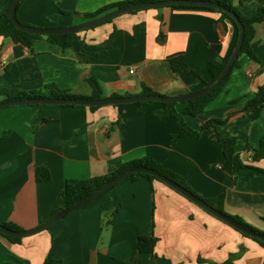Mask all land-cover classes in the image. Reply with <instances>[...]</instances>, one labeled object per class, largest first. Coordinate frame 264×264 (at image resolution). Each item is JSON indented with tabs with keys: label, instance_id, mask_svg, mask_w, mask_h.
Listing matches in <instances>:
<instances>
[{
	"label": "crops",
	"instance_id": "1",
	"mask_svg": "<svg viewBox=\"0 0 264 264\" xmlns=\"http://www.w3.org/2000/svg\"><path fill=\"white\" fill-rule=\"evenodd\" d=\"M125 1L133 0H25L17 17L34 27H68L83 22L69 13H93ZM232 1L246 17L264 6V0ZM5 2L0 0V26ZM236 40L235 24L221 13L165 7L123 14L81 31L64 51L46 38L35 40L30 51L0 37V92H41L54 85L90 97L88 80L95 78L104 98L139 96L144 85L162 96H182L203 89L210 81L209 60L227 62ZM251 46L257 60L243 56L224 92L197 117H185L196 131L208 120L224 121L210 135L174 142L176 119L159 118L162 105L156 103L1 110L0 223L34 229L65 208L60 197L65 182L102 177L150 157L184 177L201 197L225 195L227 213L264 231V174L235 178L225 172L218 140L235 137L236 152L251 160L247 146L258 147L264 135V109L254 119L246 107L264 85V22L255 25ZM177 56L185 57L189 70L173 72L169 60ZM255 165L264 169V160ZM40 167L49 170L50 180H36ZM141 236L157 238L152 254L139 252ZM48 257L53 264H222L231 257L234 264H264V247L169 186L127 178L19 243L0 235V264H45Z\"/></svg>",
	"mask_w": 264,
	"mask_h": 264
},
{
	"label": "trees",
	"instance_id": "2",
	"mask_svg": "<svg viewBox=\"0 0 264 264\" xmlns=\"http://www.w3.org/2000/svg\"><path fill=\"white\" fill-rule=\"evenodd\" d=\"M14 0H6L5 2V10L1 14V26H0V37H8L11 38L15 43L21 44L28 48L30 51H32L33 42L37 39L46 38L50 43L57 45L61 48V50H66L72 46L73 41L77 37V33H69V34H57V35H48L43 36L39 34H31L24 32L20 29H18L12 22L10 11H11V5ZM157 1H165V0H133V1H125V2H119L114 3L108 6H105L96 12L93 13H79V12H72L69 13L70 15L79 18L82 21L90 20L92 18L101 16L105 13H108L116 8L124 7L131 4L136 3H146V2H157ZM189 1H209L214 2L221 7L231 11L235 14V16L238 18V20L244 25L245 28V36H244V42L242 45V48L240 50L239 56L236 59L232 69L226 76V78L223 80V82L212 92L207 93L203 96L191 99L189 101H185L182 103H159V102H139L135 103L140 108H143L149 104H160L162 105V109L157 112V116L159 118L162 117H173L176 119L177 122V131L173 135V141L176 142L177 140L183 138V137H200L203 132L210 135L219 125L223 124L224 121L221 120H208L206 121L201 131H196L192 129L185 121L186 116H193L197 117L200 115L207 105L215 100L220 94H222L225 90L226 85L228 84L231 74L233 70L240 66V60L243 56H248L249 58L253 60H257V57L252 49L251 43L255 36V25L264 22V6H261L255 15L252 17H246L240 10L238 6H236L232 0H189ZM24 1H22L17 8V12ZM165 8H187V9H206L211 12L221 13L227 17H229L233 23L235 24V27L237 29V40L235 42L234 48L236 47L238 36H239V27L237 22L226 12L222 10H218L216 8L212 7H205V6H197V5H172ZM139 11H134L132 13H136ZM111 20L107 21L110 22ZM27 25V24H24ZM31 26V25H28ZM97 27V26H96ZM95 28V27H93ZM90 28V29H93ZM165 38L161 34L159 37L160 42H164ZM233 52V51H232ZM227 62H223L218 59H211L209 60V74H210V81L204 82V87L210 86L214 81L219 77V75L222 73L224 67L226 66ZM169 64L171 66V69L174 73H180L186 70H189V66L185 60L184 56H177L169 60ZM190 73L197 77L198 79H201L200 72L198 70L190 69ZM88 83L90 84L93 94L90 97H83V96H77L72 94L70 91L61 90L58 87L54 85H49L45 88L44 91L41 92H23V91H2L0 92V97L2 98L1 102H7L12 100H19V99H91V100H100L104 99L103 97V91L101 88V85L99 81L95 78H90L88 80ZM203 87V88H204ZM153 96V95H159L156 92H154L151 88L147 86H143L141 95L139 96ZM111 98H119L118 95H113ZM178 104H184L185 108L182 111H178L176 109ZM63 107H72V105H65ZM247 108L253 109V118L258 119L261 115L262 110L264 109V85L260 86L253 97H251L247 104ZM99 107H89L91 110L98 109ZM119 122H115L111 129H113L115 126H117ZM218 140L221 144V147L223 149L224 154V162L221 166V168L230 174L231 176L238 178V177H248L255 175L257 173H263L264 169L256 166V163H259L260 161L264 160V135L261 138L260 144L258 147H254L252 145H248L247 149L248 151H252L253 157L251 160L249 159H243L242 156L236 152V143L237 139L235 137H218ZM134 168H148L154 171H157L161 175L167 177L168 179L172 180L173 182L179 184L189 192L193 193L195 196L201 198L204 200L207 204H209L213 209H215L217 212L222 214L223 216L235 221L242 227L251 230L261 236H264V231H261L247 222H245L242 218L239 216H234L229 213H227L224 209L225 206V195H219L214 198H203L199 194H197L187 183L186 179L184 177L179 176L175 172L165 168L161 163L154 160L153 158L146 157L138 160H134L128 163L123 164L118 170L102 176V177H95L87 180H82L79 183L71 184L69 182H65L62 186L60 197L63 199L64 207H70L87 197H89L91 194L96 192L98 189H100L103 185L114 179L115 177L131 170ZM51 174L47 168L40 167L36 170V180L38 182L47 181L50 180ZM128 179H131L132 181H137L139 179H146L150 182H161L154 176L147 174V173H134L132 174ZM165 184V183H163ZM166 185V184H165ZM168 186V185H167ZM170 187V186H169ZM171 188V187H170ZM173 189V188H171ZM175 190V189H173ZM176 191V190H175ZM108 192V191H107ZM179 193L178 191H176ZM182 195L181 193H179ZM184 196V195H182ZM185 197V196H184ZM187 198V197H185ZM188 199V198H187ZM191 201L190 199H188ZM193 202V201H191ZM194 203V202H193ZM203 209V208H202ZM62 210V209H61ZM61 210H57L53 213V215L57 214ZM208 214L212 215L205 209H203ZM214 216V215H212ZM215 217V216H214ZM220 221L226 223L222 219L216 217ZM111 221H107V225H109ZM229 225L228 223H226ZM5 227L14 230V231H23L21 228L14 224L10 223H2ZM231 226V225H229ZM232 227V226H231ZM234 228V227H232ZM235 229V228H234ZM243 236L250 238L254 241H256L258 244H260L262 247H264V241L257 239L255 237L248 236L241 231L235 229ZM0 235L8 238L11 242L19 243L21 242L22 238L19 237H12L9 235H6L0 231ZM157 243V238L155 237H148V236H141L138 240V249L140 253H148L152 254L154 252L155 245ZM233 258L231 257L229 260L222 264H234ZM45 264H53V260L51 257H48L45 261Z\"/></svg>",
	"mask_w": 264,
	"mask_h": 264
},
{
	"label": "water",
	"instance_id": "3",
	"mask_svg": "<svg viewBox=\"0 0 264 264\" xmlns=\"http://www.w3.org/2000/svg\"><path fill=\"white\" fill-rule=\"evenodd\" d=\"M25 0H14L11 5V11L10 16L13 24L20 30L31 33V34H39L43 36L48 35H57V34H69V33H77L84 30H88L90 28L96 27L98 25H101L109 20H112L118 16H121L123 14L131 13L134 11H143V10H149V9H159L164 8L172 5H197V6H205V7H212L216 8L218 10H222L226 12L228 15H230L238 24L239 27V36L238 41L236 44L235 49L233 50L229 60L226 63V66L224 67L222 73L219 75V77L208 87H204L203 89H200L198 91H195L193 93H189L182 96L177 97H169V96H162V95H153V96H135V97H119V98H104L100 100H91V99H19V100H12L0 103V111L4 108L11 107V106H21V105H59V106H65V105H72V106H86V107H103V106H109V105H124V104H135L139 102H159V103H182L185 101H189L191 99L203 96L207 93L212 92L215 90L226 78L230 70L232 69L236 59L239 56L240 50L242 48L243 42H244V36H245V28L244 25L238 20V18L235 16L234 13L231 11L221 7L220 5L209 2V1H189V0H165V1H157V2H146V3H136L127 5L124 7L116 8L108 13H105L101 16L92 18L90 20L83 21L80 24L68 26V27H58V28H40V27H34V26H28L21 23L17 17V8L18 5ZM134 173H147L158 180L162 181L166 185L170 186L171 188L175 189L191 201H193L195 204L200 206L201 208L205 209L215 217H218L234 227L235 229L241 231L242 233L255 237L257 239H260L264 241V236H261L251 230H248L235 221L223 216L219 212H217L215 209H213L209 204H207L204 200L201 198L195 196L193 193L189 192L179 184L173 182L172 180L168 179L167 177L161 175L157 171L148 169V168H134L131 169L105 185H103L100 189H98L96 192L91 194L86 199L70 206L67 208H64L57 214L53 215L48 221L43 223L42 225L26 231H14L11 230L4 225L0 223V231L6 235L12 236V237H19L23 238L38 232H41L60 219L64 218L65 216L78 211L93 201L97 200L99 197H101L103 194H105L107 191L115 187L117 184L122 182L123 180L129 178Z\"/></svg>",
	"mask_w": 264,
	"mask_h": 264
}]
</instances>
